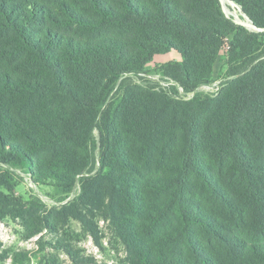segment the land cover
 <instances>
[{
    "label": "trees",
    "instance_id": "obj_1",
    "mask_svg": "<svg viewBox=\"0 0 264 264\" xmlns=\"http://www.w3.org/2000/svg\"><path fill=\"white\" fill-rule=\"evenodd\" d=\"M228 1L257 32L221 0H0V221L57 227L10 167L68 194L99 146L108 172L83 177L74 217L140 219L144 235L119 230L128 264H264V0ZM230 36L250 64L215 98L133 81L176 51L157 71L194 94Z\"/></svg>",
    "mask_w": 264,
    "mask_h": 264
},
{
    "label": "rangeland",
    "instance_id": "obj_2",
    "mask_svg": "<svg viewBox=\"0 0 264 264\" xmlns=\"http://www.w3.org/2000/svg\"><path fill=\"white\" fill-rule=\"evenodd\" d=\"M221 5L228 19L251 32H257L238 6L231 5L227 0L226 2L221 0ZM231 39L232 36L221 48L210 84L200 86L194 94L186 93L177 83L157 71L158 66L167 62L183 61V56L176 51L156 56L146 67L149 72L145 71L137 77L134 76L133 81L140 86L151 85L156 93L167 92L178 101H190L197 94L215 98L223 93L228 82L243 77L246 74L244 69L250 64V61L246 60L244 65L243 60L239 58L230 63L228 43ZM261 54H264V48ZM165 137L168 138L169 134H165ZM157 147L154 145V148ZM2 165L0 164V169ZM10 168L17 182L13 195L25 202L42 204L44 207L39 211L40 216L52 214L57 227L29 236L21 220L8 218L0 221V264H128V246L119 230H123L133 240L138 237L137 235H144L140 219L132 217L126 222L121 219L112 223L109 214L106 215L104 210L96 214L84 211L89 223L74 217L73 206L79 204L83 177L88 176L87 174L108 172L103 168L99 146L89 173L77 177L74 189L68 194L50 182L36 185L31 179L28 168Z\"/></svg>",
    "mask_w": 264,
    "mask_h": 264
},
{
    "label": "bare ground",
    "instance_id": "obj_3",
    "mask_svg": "<svg viewBox=\"0 0 264 264\" xmlns=\"http://www.w3.org/2000/svg\"><path fill=\"white\" fill-rule=\"evenodd\" d=\"M228 1V0H227ZM222 2H226V0H222ZM229 3L231 4V5H234L233 3H231L230 1H229Z\"/></svg>",
    "mask_w": 264,
    "mask_h": 264
},
{
    "label": "water",
    "instance_id": "obj_4",
    "mask_svg": "<svg viewBox=\"0 0 264 264\" xmlns=\"http://www.w3.org/2000/svg\"><path fill=\"white\" fill-rule=\"evenodd\" d=\"M251 27H252V28H255L252 24H251ZM259 31H261V30H259Z\"/></svg>",
    "mask_w": 264,
    "mask_h": 264
}]
</instances>
